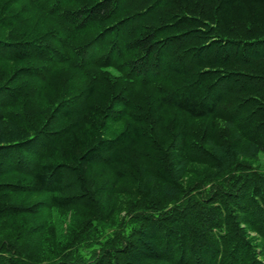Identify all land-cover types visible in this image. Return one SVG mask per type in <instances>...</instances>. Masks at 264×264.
<instances>
[{
	"label": "trees",
	"instance_id": "1",
	"mask_svg": "<svg viewBox=\"0 0 264 264\" xmlns=\"http://www.w3.org/2000/svg\"><path fill=\"white\" fill-rule=\"evenodd\" d=\"M261 156L264 0H0V264H264Z\"/></svg>",
	"mask_w": 264,
	"mask_h": 264
},
{
	"label": "rangeland",
	"instance_id": "2",
	"mask_svg": "<svg viewBox=\"0 0 264 264\" xmlns=\"http://www.w3.org/2000/svg\"><path fill=\"white\" fill-rule=\"evenodd\" d=\"M262 160L264 162L263 156H261ZM44 219L46 220V223L49 221L48 225L53 226L54 231L56 232V235L58 236V232L61 230V223L62 220L65 221L66 216H62L58 213H48L44 215ZM68 221L71 219V216H67Z\"/></svg>",
	"mask_w": 264,
	"mask_h": 264
}]
</instances>
